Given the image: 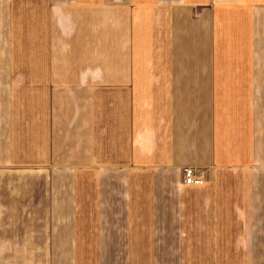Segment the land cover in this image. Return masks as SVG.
I'll return each instance as SVG.
<instances>
[{"label":"crops","instance_id":"0c3cea01","mask_svg":"<svg viewBox=\"0 0 264 264\" xmlns=\"http://www.w3.org/2000/svg\"><path fill=\"white\" fill-rule=\"evenodd\" d=\"M1 9L0 264H81L84 197L94 264H264V0H46L28 82Z\"/></svg>","mask_w":264,"mask_h":264},{"label":"rangeland","instance_id":"374dc122","mask_svg":"<svg viewBox=\"0 0 264 264\" xmlns=\"http://www.w3.org/2000/svg\"><path fill=\"white\" fill-rule=\"evenodd\" d=\"M0 6L2 7L1 11H4L7 15L6 24L10 26L9 17L12 16V24L16 23L15 27V34L12 36L13 38H16V42L20 41V45L16 44L14 49V54L16 55L17 59H21L22 61V70H23V82H28V60H29V51H30V39L32 36H34V40H40V38H37V34H40V31L43 30L40 29V22H44V13L46 8V0H12L11 6H10V0H6L5 5L3 6V3H0ZM11 11V16H10ZM18 17L17 19H15ZM7 26V27H8ZM8 30V29H7ZM13 45V40H12ZM24 90V89H23ZM91 174V177H90ZM90 174H84L83 177H85L86 181L83 185V191L82 194L85 196V192L88 189V186L86 183H91L93 176L92 173ZM91 193H93V190H90ZM84 204L83 208L84 210L80 213L79 217V223L81 227L79 228L80 235L83 237V245L81 247V264H94V253H93V240L87 244V240L90 238L89 235H94V228H84L86 225H90L93 221L95 206L93 201H89L88 198L84 197ZM91 204V206H90ZM199 214V213H198ZM135 227L141 225L142 215L141 213L133 212ZM196 235H200V229H195ZM118 234L123 235V229H117ZM128 234V227L125 228V235ZM134 234L137 236H141L142 232L140 228L134 229ZM187 248L191 251V254L186 258V264H206L205 258L207 256L206 249L208 246L211 247V245H202V244H185ZM106 246V245H103ZM136 246V249H133V254L135 256L140 257V250L142 248V245H134ZM217 245H215L216 247ZM222 246V245H220ZM230 253H234L235 250L232 248V245H225ZM188 250V252H189ZM174 251V250H172ZM128 254V249H126V255ZM98 255V254H97ZM127 259V258H126ZM118 260V259H105L103 258L101 263H95V264H125L127 263V260ZM220 259V258H219ZM217 264H221V260H217ZM229 261V260H228ZM137 262L135 264H139L141 260L132 261ZM236 261H229L228 264H234ZM129 264V261H128ZM177 264H180L178 261Z\"/></svg>","mask_w":264,"mask_h":264},{"label":"built area","instance_id":"2783aa9c","mask_svg":"<svg viewBox=\"0 0 264 264\" xmlns=\"http://www.w3.org/2000/svg\"><path fill=\"white\" fill-rule=\"evenodd\" d=\"M182 183L187 186H201L205 183V179L198 168L186 165L182 168Z\"/></svg>","mask_w":264,"mask_h":264}]
</instances>
